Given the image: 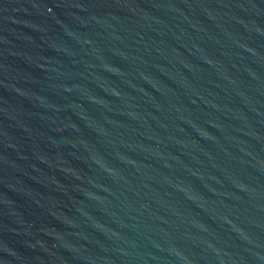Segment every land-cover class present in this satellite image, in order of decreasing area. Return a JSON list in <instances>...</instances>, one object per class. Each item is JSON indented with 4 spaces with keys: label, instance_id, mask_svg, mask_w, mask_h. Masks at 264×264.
I'll return each instance as SVG.
<instances>
[{
    "label": "water",
    "instance_id": "1",
    "mask_svg": "<svg viewBox=\"0 0 264 264\" xmlns=\"http://www.w3.org/2000/svg\"><path fill=\"white\" fill-rule=\"evenodd\" d=\"M0 264H264V0H0Z\"/></svg>",
    "mask_w": 264,
    "mask_h": 264
}]
</instances>
